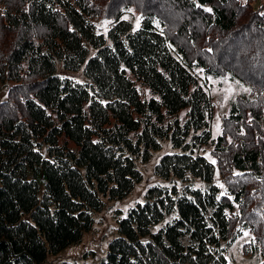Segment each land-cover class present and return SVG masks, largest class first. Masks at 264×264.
<instances>
[{
  "label": "trees",
  "instance_id": "16d2710c",
  "mask_svg": "<svg viewBox=\"0 0 264 264\" xmlns=\"http://www.w3.org/2000/svg\"><path fill=\"white\" fill-rule=\"evenodd\" d=\"M261 13L250 0H0V264H43L79 242L165 142L160 182L98 264H228L244 233V255L264 264ZM195 69L251 90L221 119L215 164L200 154L213 104Z\"/></svg>",
  "mask_w": 264,
  "mask_h": 264
},
{
  "label": "rangeland",
  "instance_id": "374dc122",
  "mask_svg": "<svg viewBox=\"0 0 264 264\" xmlns=\"http://www.w3.org/2000/svg\"><path fill=\"white\" fill-rule=\"evenodd\" d=\"M245 3L247 0H241ZM255 9L264 5V0H250ZM123 19L130 21L134 27L137 26L138 16L131 9H127L122 16ZM96 26L102 32L108 28L106 21H96ZM77 80H81V73H64ZM194 75L199 83L209 94L213 104V121L211 124L212 144L203 147L200 154L205 156L210 162L215 161L212 156L213 144L221 134V119L227 115L230 102L236 97H249L248 89L239 82L232 80L229 75L224 77H214L206 74L202 69H195ZM4 95V91L2 92ZM264 129V124H263ZM173 150L169 142L162 145V149L151 155L147 162H137V167L142 174V181L135 185L132 191L123 199L118 201H109L102 199V209L93 216V225L91 229L83 233L79 242L70 245L56 255H48L43 264H98L99 259L104 255L107 243L114 238L117 229V221L125 216L127 211L137 202H141L145 192L152 185L160 180L155 176L154 168L164 154H171ZM215 164V163H214ZM215 182L223 186L222 177L219 171H215ZM223 188V187H222ZM253 240L249 233L242 234L227 250L226 259L228 264H259L257 256H245L243 246Z\"/></svg>",
  "mask_w": 264,
  "mask_h": 264
},
{
  "label": "snow or ice",
  "instance_id": "6c2138e0",
  "mask_svg": "<svg viewBox=\"0 0 264 264\" xmlns=\"http://www.w3.org/2000/svg\"><path fill=\"white\" fill-rule=\"evenodd\" d=\"M205 11H209L211 12V9L210 8H206ZM261 15H264V13H261ZM139 26V21L137 20V27ZM244 91H251L250 89H244ZM212 163H215V161H212ZM221 187H223L221 185ZM245 235H247V233H245Z\"/></svg>",
  "mask_w": 264,
  "mask_h": 264
}]
</instances>
